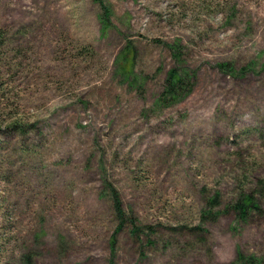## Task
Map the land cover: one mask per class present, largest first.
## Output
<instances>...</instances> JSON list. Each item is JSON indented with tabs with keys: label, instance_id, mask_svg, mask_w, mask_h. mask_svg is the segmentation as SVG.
<instances>
[{
	"label": "rangeland",
	"instance_id": "374dc122",
	"mask_svg": "<svg viewBox=\"0 0 264 264\" xmlns=\"http://www.w3.org/2000/svg\"><path fill=\"white\" fill-rule=\"evenodd\" d=\"M171 69L190 76L189 93L158 110ZM257 179L264 0H0V264H109L104 180L126 213L157 225L144 249L118 234L115 264L264 258V218L237 234L229 215L203 234L176 229L198 226L218 190L225 203Z\"/></svg>",
	"mask_w": 264,
	"mask_h": 264
},
{
	"label": "trees",
	"instance_id": "16d2710c",
	"mask_svg": "<svg viewBox=\"0 0 264 264\" xmlns=\"http://www.w3.org/2000/svg\"><path fill=\"white\" fill-rule=\"evenodd\" d=\"M103 8V14L100 19L103 24L107 23V11L104 9L103 4H100ZM134 51L130 47L126 48L120 59V71L125 78L131 76L134 65ZM217 68L221 73L227 75H236L235 68L229 63L217 64ZM250 70L249 68L241 69V73ZM190 76L186 73L180 75L176 69H171L168 72L167 79L165 80V86L158 100L155 102L156 109L169 108L175 104L181 102L189 93V88L185 87L186 79ZM185 79V80H184ZM188 79V80H189ZM135 82V81H134ZM257 184L253 188L239 187L237 191L233 193L231 198L225 203L222 202L221 191L215 192L210 198L203 202V207L200 210L198 226L186 227L179 226L176 229L183 231H190L193 235L203 234L205 229L202 228L207 222L216 221L222 215H229L232 217L231 230L237 234L238 228L243 225H249L253 223L256 218H264V206L262 201L264 200V180L257 179ZM104 187L106 193L110 197L112 208L115 216V229L112 233L109 241L110 259L109 264H115V252L118 243L117 235L122 231L129 229V237H131L140 249H144L155 244L153 240V234L156 230V226L142 222L139 217L129 215L123 208L122 201L118 198L115 191L109 186L106 180H104ZM22 261L26 264L31 263V257L25 255L22 257ZM231 264H264L263 257H255L253 255L246 256L241 251H237L235 261Z\"/></svg>",
	"mask_w": 264,
	"mask_h": 264
}]
</instances>
